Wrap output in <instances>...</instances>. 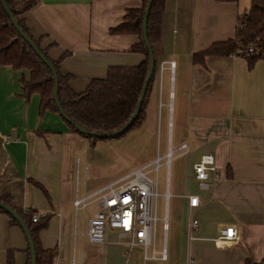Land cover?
<instances>
[{
	"label": "crops",
	"instance_id": "0c3cea01",
	"mask_svg": "<svg viewBox=\"0 0 264 264\" xmlns=\"http://www.w3.org/2000/svg\"><path fill=\"white\" fill-rule=\"evenodd\" d=\"M141 5L142 0H36L22 18L40 49L59 62L60 74L70 77L69 89L82 94L94 80L105 79L109 68L144 61L130 52L139 41L136 35L109 33L127 10ZM246 11L239 2L166 0L146 116L134 132L137 138L150 130L151 150L140 149L144 159L131 152L126 168L128 143L119 139L108 144L109 162L88 172L75 155L86 147L85 139L71 133L58 114L40 117L39 95L28 102L20 97L21 72L0 67V196H11L27 214L42 248L55 251L54 264H264V60L249 68L241 57L201 53L233 39L237 16ZM169 148V167L161 163L157 178L166 242L156 240L146 250L149 258L165 251L166 260L145 261L143 249L130 250L114 230L106 244L90 243L96 200ZM207 153L214 154L219 176L209 190H201L193 166ZM136 159L141 162L134 165ZM119 172L125 175L111 180ZM189 197L198 198V208H189ZM76 202L88 206L77 210ZM33 216L43 220L32 224ZM191 216L199 230L189 241ZM230 228L235 238L222 239L220 232ZM157 231L161 234L162 227ZM27 249L19 228L0 214V264H7L9 252L14 264H26Z\"/></svg>",
	"mask_w": 264,
	"mask_h": 264
},
{
	"label": "trees",
	"instance_id": "16d2710c",
	"mask_svg": "<svg viewBox=\"0 0 264 264\" xmlns=\"http://www.w3.org/2000/svg\"><path fill=\"white\" fill-rule=\"evenodd\" d=\"M4 1L19 28L35 43L42 55L53 65L58 77V101L68 119L87 132L94 134H111L122 129L136 109L149 72L148 52L142 39L144 11L149 0H142L139 9L127 10L123 16V22L109 31L110 35H136L139 41L131 47L130 52L143 55L144 61L133 67L109 68L105 79L94 80L82 94H75L69 89L67 83L70 77H64L60 74L59 62L51 61L29 34L22 15L35 6L36 0H26L24 4H17L12 0ZM214 1L216 3L237 4L239 0ZM165 4L166 0H154L147 20V39L154 56L157 54L156 45L161 41ZM237 21L238 28L233 39L214 43L201 53L206 56L241 57L248 63V67L252 68L257 61L264 60V0H251L250 8L237 16ZM251 48L254 50L252 54L248 52ZM156 65L157 61L155 62L154 76ZM7 66L21 72L19 80L21 85L20 97L25 102H28L32 95H39L38 113L40 117L47 111L59 115L53 99L54 80L50 70L20 37L0 3V67ZM154 76L148 85L140 111L131 128L119 137L98 139L81 135L66 123L60 115L59 117L71 133L92 142V146L97 141L122 139L142 125L146 116ZM0 202L14 210L28 226L35 245L36 264H54L55 251L42 248L35 231L31 228L27 214L15 207L9 195L0 196ZM0 214L9 217L10 225L18 227L22 232L18 223L11 216L1 209ZM7 256V264H14L13 253L9 252ZM26 264H30L29 248L27 249ZM245 264L251 263L246 261Z\"/></svg>",
	"mask_w": 264,
	"mask_h": 264
},
{
	"label": "built area",
	"instance_id": "2783aa9c",
	"mask_svg": "<svg viewBox=\"0 0 264 264\" xmlns=\"http://www.w3.org/2000/svg\"><path fill=\"white\" fill-rule=\"evenodd\" d=\"M248 52L250 54L254 53L253 48ZM163 66L161 65V71L164 70ZM168 68L172 70L174 63H170ZM171 155L172 152L169 148L165 156H157L152 164L133 173L122 184L109 188L106 193L96 200L99 211L89 221L88 239L90 243L95 245L106 244L109 231L114 230L117 232L118 240L123 241L130 250L140 246L144 251L143 259L145 261L149 259L156 260V258L166 260L165 251L159 254L153 253L149 258L146 250L149 246L152 247L158 238L161 239L162 244L166 242V219L159 220L157 217L159 200L157 178L160 164L164 163V166L169 167ZM193 172L201 190H209L219 176L214 154L202 155L199 162L194 164ZM150 174H153V179L148 177ZM188 205L192 210L198 208V198L189 197ZM87 206L80 202L75 204L77 210ZM42 220L43 218L38 220V217L33 216L31 223L38 224ZM158 222L163 224L161 234L157 232ZM187 229L189 241L194 240L193 235L198 232L199 223L192 216ZM235 236L236 232L232 228L220 232V237L225 240H232ZM190 263L192 264L193 260Z\"/></svg>",
	"mask_w": 264,
	"mask_h": 264
},
{
	"label": "water",
	"instance_id": "95a60500",
	"mask_svg": "<svg viewBox=\"0 0 264 264\" xmlns=\"http://www.w3.org/2000/svg\"><path fill=\"white\" fill-rule=\"evenodd\" d=\"M154 0H149L146 6V9L144 11V17H143V23H142V39H143V43L145 48L147 49L148 52V58H149V72H148V76L146 78V81L144 83L138 104L136 106V109L133 113V115L131 116L130 120L126 123V125L120 129L119 131H116L114 133L111 134H94V133H89L86 130H84L83 128H81L80 126H78L76 123H74L73 121H71L70 119H68V117L65 115V113L63 112L60 103L58 101V96H57V92H58V77L56 74V71L53 67V65L42 55V53L38 50V48L36 47L35 43L28 38L23 31L19 28V26L17 25L16 20L14 19L12 13L10 12V10L8 9L6 3L4 0H0L1 6L3 8V10L5 11V13L7 14V16L10 19V22L12 23L13 27L15 28V30L18 32V34L20 35V37L29 45V47L33 50V52L37 55V57L40 59V61L50 70L53 80H54V92H53V99H54V103L57 107L58 113L60 115V117L69 125H71L76 132L80 133L81 135H86V136H91L94 138H98V139H108V138H116L119 137L121 135H123L125 132H127L134 120L136 119L141 105L143 103V99L145 97L148 85L150 83V81L152 80L153 76H154V69H155V61H154V55H153V51L149 45L148 39H147V20H148V16L150 13V9L152 6ZM0 209L2 211H4L6 214H8L9 216H11L19 225V227L21 228L27 244H28V248H29V252H30V264H36V253H35V245L33 242V238L31 235V232L28 228V226L26 225V223L21 219V217L14 211L12 210L10 207H7L6 205L2 204L0 202Z\"/></svg>",
	"mask_w": 264,
	"mask_h": 264
},
{
	"label": "rangeland",
	"instance_id": "374dc122",
	"mask_svg": "<svg viewBox=\"0 0 264 264\" xmlns=\"http://www.w3.org/2000/svg\"><path fill=\"white\" fill-rule=\"evenodd\" d=\"M239 8L241 11L248 10L251 6V0H239ZM245 9V10H244ZM243 13V12H242ZM137 130L132 131L129 133L126 137L121 139L120 141L125 143L127 142L128 144L126 145V150L124 151V167L126 168L131 162V152H135L136 150L140 153V158L144 159V154L145 152H141L140 149H143V151H149L151 148L148 146V142L150 140V130H146L144 132H139L138 134H143L142 136H137V138L134 136V132ZM111 141L115 140H102V141H97L94 146H92V142H89L88 140L85 139L86 142V147L84 149H78L76 150L75 155H79L82 157L85 166L88 169V172L90 171V168L92 165H96L99 167H102L105 165V163L109 162V159L106 155L110 151L109 149V143ZM117 141V140H116ZM166 152V146L164 150L160 151V155ZM141 159H136L132 161L134 165H137L141 162ZM163 169V168H162ZM81 173H82V166H81ZM86 173V169H85ZM121 175H125L123 172H119L116 174L111 180H114ZM83 182H81L82 184ZM92 209V207H89L87 209V212H89ZM165 212V206H164V201L163 198H159L158 200V209H157V217L159 220H161L164 216ZM162 223L158 222L157 223V230H161ZM158 232V231H157ZM159 243H161V239H157Z\"/></svg>",
	"mask_w": 264,
	"mask_h": 264
},
{
	"label": "snow or ice",
	"instance_id": "6c2138e0",
	"mask_svg": "<svg viewBox=\"0 0 264 264\" xmlns=\"http://www.w3.org/2000/svg\"><path fill=\"white\" fill-rule=\"evenodd\" d=\"M231 234V233H230Z\"/></svg>",
	"mask_w": 264,
	"mask_h": 264
}]
</instances>
